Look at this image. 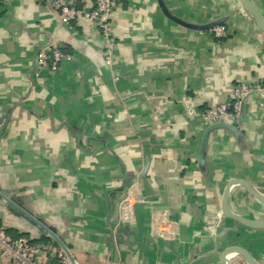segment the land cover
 I'll return each instance as SVG.
<instances>
[{
  "label": "crops",
  "instance_id": "obj_1",
  "mask_svg": "<svg viewBox=\"0 0 264 264\" xmlns=\"http://www.w3.org/2000/svg\"><path fill=\"white\" fill-rule=\"evenodd\" d=\"M118 1L107 64L86 17L0 0V227L56 242L78 264H223L230 246L264 264V228L222 214L233 180L264 193V98H246L240 123L205 143L201 118L239 82L264 85V33L238 0H163L186 22L223 20V37L170 19L160 0ZM251 1L264 18V0ZM49 44L64 45L56 71L36 63ZM229 205L264 220V202L240 184Z\"/></svg>",
  "mask_w": 264,
  "mask_h": 264
},
{
  "label": "built area",
  "instance_id": "obj_2",
  "mask_svg": "<svg viewBox=\"0 0 264 264\" xmlns=\"http://www.w3.org/2000/svg\"><path fill=\"white\" fill-rule=\"evenodd\" d=\"M49 4L57 12L61 21L77 20L86 17L102 34L106 51L105 62L111 64L116 46L113 28V15L119 7L118 0H93L87 8V0H40ZM215 36L226 35V26L218 25L210 29ZM64 45H45L37 52L36 63L41 70L56 71L66 54ZM252 94L264 98V85L260 82L241 81L234 86L231 98L227 102L208 106L201 112L206 126L215 123H238L244 101ZM131 193L129 190L127 196ZM127 196L124 198L126 202ZM162 235V234H161ZM0 254L9 260V264H78L75 254L66 247L52 241H35L26 235L17 237L0 227Z\"/></svg>",
  "mask_w": 264,
  "mask_h": 264
},
{
  "label": "water",
  "instance_id": "obj_3",
  "mask_svg": "<svg viewBox=\"0 0 264 264\" xmlns=\"http://www.w3.org/2000/svg\"><path fill=\"white\" fill-rule=\"evenodd\" d=\"M238 1L242 5L243 10L250 16V18L256 23V25L264 33V18L261 15V13L259 12V10L256 8V6L254 5V3L251 0H238ZM160 4L162 6L163 12L165 13V15L167 17H169L170 19H172V20H174V21H176L182 25H185V26L197 29V30H210L215 26L224 25L223 20L212 21V22H208L206 24H200V25L189 23V22H186V21L174 16L166 8L163 0H160ZM242 115H243V110H242L241 114L239 115V119H238L237 124L240 123ZM224 125H226L224 122H220V123H215V124L208 126V130H207L206 136L204 138V143L206 142V139H207V136H208L210 130H212L213 128L219 127V126H224ZM236 184H240L241 186L245 187L250 193H252L258 199H260L262 202H264V193L260 192L249 181L243 180V179L233 180L226 187L224 195H223V201H222V214H223V216H229L231 218H234L236 221H238L239 223H241L242 225L247 226V227L264 228V220H253L250 218H246V217L232 211V209L230 208L229 196H230V192H231L233 185H236ZM3 197L7 202L10 203V199L8 198L7 195L3 194ZM232 253L240 255L248 264H262L256 258H254L248 252V250H246L244 247H241V246H230V247L226 248L221 254V261L223 264H231L227 258Z\"/></svg>",
  "mask_w": 264,
  "mask_h": 264
},
{
  "label": "trees",
  "instance_id": "obj_4",
  "mask_svg": "<svg viewBox=\"0 0 264 264\" xmlns=\"http://www.w3.org/2000/svg\"><path fill=\"white\" fill-rule=\"evenodd\" d=\"M14 237H17V236H14Z\"/></svg>",
  "mask_w": 264,
  "mask_h": 264
}]
</instances>
